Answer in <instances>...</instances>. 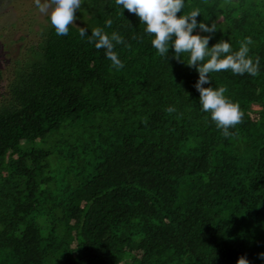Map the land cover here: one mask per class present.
<instances>
[{
    "label": "trees",
    "instance_id": "trees-1",
    "mask_svg": "<svg viewBox=\"0 0 264 264\" xmlns=\"http://www.w3.org/2000/svg\"><path fill=\"white\" fill-rule=\"evenodd\" d=\"M87 8L88 35L124 38L123 68L79 27L58 36L49 24L4 87L0 69V264H264V0H185L177 14L216 23L209 47L254 42L257 76L203 85L244 112L227 138L173 47L160 56L115 0Z\"/></svg>",
    "mask_w": 264,
    "mask_h": 264
},
{
    "label": "clouds",
    "instance_id": "clouds-1",
    "mask_svg": "<svg viewBox=\"0 0 264 264\" xmlns=\"http://www.w3.org/2000/svg\"><path fill=\"white\" fill-rule=\"evenodd\" d=\"M34 3L40 13L49 16L56 34L66 36L70 26L75 24L76 13L85 0H43V2L34 0ZM115 3L122 9L135 14L140 24L145 25L144 32L154 37L151 44L160 56L167 58L171 46L174 48L173 58L198 71L199 79L194 87L200 93L202 111L210 113L211 120L215 122L218 129L222 130L224 137L234 135L229 129L243 122L244 112L240 105L225 96L226 87L214 89L213 87L205 88L203 85L211 83L209 74L214 72L231 71L234 75L247 73L253 77L257 76L260 58L257 56L254 61L249 55V46L254 43L252 38L246 37L241 41L238 51H233L231 44L223 39L209 47L211 34L217 30L216 23L212 22L211 27L204 22L198 24L197 17L201 15L199 8L178 16L177 14L181 13L185 7V0H115ZM121 14L123 15V12ZM105 25L111 28L112 20H106ZM197 27L209 35H193V30ZM79 35L81 38L87 37L89 43L95 42L97 49H105L106 57L112 62L114 68L119 70L124 67L114 51L115 44H125L120 34L114 31L109 36L103 29L95 28L91 30V35H88L86 27H79ZM133 39L136 37L133 36ZM182 54H188L186 62L181 58ZM166 111L172 113L176 109L168 107ZM258 258L264 259V253L258 254ZM237 264H249V262L242 256Z\"/></svg>",
    "mask_w": 264,
    "mask_h": 264
},
{
    "label": "rangeland",
    "instance_id": "rangeland-1",
    "mask_svg": "<svg viewBox=\"0 0 264 264\" xmlns=\"http://www.w3.org/2000/svg\"><path fill=\"white\" fill-rule=\"evenodd\" d=\"M87 9L85 0L73 25L84 26ZM49 24V16L40 13L34 0H0V69L5 74L2 87L6 85L8 71L15 62H24L29 57L30 47L41 39L43 28Z\"/></svg>",
    "mask_w": 264,
    "mask_h": 264
}]
</instances>
